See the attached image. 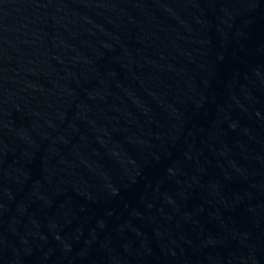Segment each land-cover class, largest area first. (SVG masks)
<instances>
[{
	"label": "water",
	"instance_id": "obj_1",
	"mask_svg": "<svg viewBox=\"0 0 264 264\" xmlns=\"http://www.w3.org/2000/svg\"><path fill=\"white\" fill-rule=\"evenodd\" d=\"M0 264H264V0H0Z\"/></svg>",
	"mask_w": 264,
	"mask_h": 264
}]
</instances>
